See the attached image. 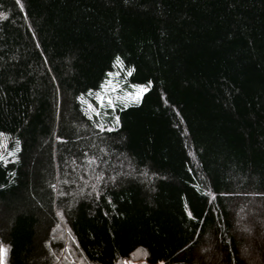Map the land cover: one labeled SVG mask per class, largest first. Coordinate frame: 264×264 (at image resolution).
Returning <instances> with one entry per match:
<instances>
[{
    "label": "trees",
    "instance_id": "obj_1",
    "mask_svg": "<svg viewBox=\"0 0 264 264\" xmlns=\"http://www.w3.org/2000/svg\"><path fill=\"white\" fill-rule=\"evenodd\" d=\"M0 133L4 264H264V0H0Z\"/></svg>",
    "mask_w": 264,
    "mask_h": 264
},
{
    "label": "snow or ice",
    "instance_id": "obj_2",
    "mask_svg": "<svg viewBox=\"0 0 264 264\" xmlns=\"http://www.w3.org/2000/svg\"><path fill=\"white\" fill-rule=\"evenodd\" d=\"M17 3H20V0H17ZM21 10L22 6H21ZM116 62L120 63V58H116ZM111 79H109L105 84L101 86V89L95 93L94 96V102L85 101L83 96L77 97L78 100L81 101L82 104H86L90 118L91 116H101V115H107L106 113H102V109L107 106L108 108H111L115 110L117 101H120L123 103L124 107H127L129 102L135 103L138 102L141 95L147 91V86L145 84H131V85H123L122 81L119 78V74L109 73L108 74ZM151 84V81L148 82ZM106 89V91H105ZM130 89V90H128ZM89 95H92V90H89ZM99 105L97 107L96 105ZM112 120L114 124L118 127L119 126V117H112ZM97 128L100 129V131H113L112 127H108L105 129L104 125L101 123H97L95 125ZM3 133H0V136H3ZM57 139H61V137H57ZM3 144V141L0 140V145ZM10 156L13 155V153H8ZM4 160V156L0 154V161ZM67 183V181H65ZM2 187V186H0ZM57 215H60V213H57ZM189 216L191 217L192 214L189 212ZM7 248L0 243V264H4L5 254H6ZM145 255H148L145 253ZM124 264H130L129 261H125ZM159 264H165L163 260L159 262Z\"/></svg>",
    "mask_w": 264,
    "mask_h": 264
},
{
    "label": "rangeland",
    "instance_id": "obj_3",
    "mask_svg": "<svg viewBox=\"0 0 264 264\" xmlns=\"http://www.w3.org/2000/svg\"><path fill=\"white\" fill-rule=\"evenodd\" d=\"M109 73H114V74H117V71L115 72V71H109L108 72V74ZM119 78H120V80L122 81V84L123 85H125V86H127V85H131V84H144V83H131V84H129V83H127L126 81H125V79L122 77V76H120L119 75ZM109 79H111V77H109V75H107V77L101 82V84H100V87H99V89L97 90V91H99L100 89H101V86L103 85V84H105ZM147 87H148V85L147 84H145ZM128 90H130V89H128ZM105 91H106V89H105ZM141 98V97H140ZM140 98H139V100H140ZM138 100V101H139ZM118 102V101H117ZM120 102V101H119ZM129 103H132V102H129ZM130 264H135L134 262H130Z\"/></svg>",
    "mask_w": 264,
    "mask_h": 264
}]
</instances>
